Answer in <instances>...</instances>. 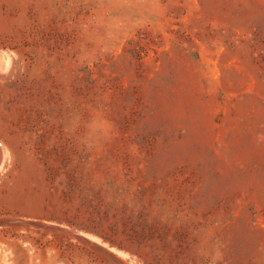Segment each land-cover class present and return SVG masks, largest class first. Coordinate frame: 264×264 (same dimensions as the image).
<instances>
[{
  "label": "rangeland",
  "instance_id": "rangeland-1",
  "mask_svg": "<svg viewBox=\"0 0 264 264\" xmlns=\"http://www.w3.org/2000/svg\"><path fill=\"white\" fill-rule=\"evenodd\" d=\"M0 54V264H264V0H0Z\"/></svg>",
  "mask_w": 264,
  "mask_h": 264
},
{
  "label": "bare ground",
  "instance_id": "bare-ground-1",
  "mask_svg": "<svg viewBox=\"0 0 264 264\" xmlns=\"http://www.w3.org/2000/svg\"><path fill=\"white\" fill-rule=\"evenodd\" d=\"M0 64L2 66V68L7 67V58L4 54H0Z\"/></svg>",
  "mask_w": 264,
  "mask_h": 264
}]
</instances>
